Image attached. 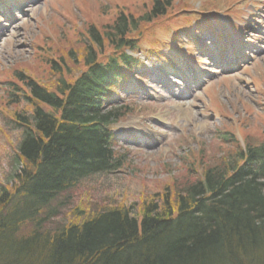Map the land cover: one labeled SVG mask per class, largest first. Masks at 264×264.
Listing matches in <instances>:
<instances>
[{
    "label": "rangeland",
    "instance_id": "rangeland-1",
    "mask_svg": "<svg viewBox=\"0 0 264 264\" xmlns=\"http://www.w3.org/2000/svg\"><path fill=\"white\" fill-rule=\"evenodd\" d=\"M15 1L0 0V187L9 189L22 168L19 116L34 113L18 75L48 87L58 80L54 60L64 62V77L75 82L86 70L88 46L104 62L116 55L108 41L93 43L91 29L104 35L121 13L140 18L155 3L20 0V11ZM171 1L165 16L141 21L129 36L140 48L136 58L149 62L115 90L113 105L131 106L112 129L124 167L80 182L60 221H77L71 212L77 208L92 215L102 206L160 205L166 193L174 199L222 156L230 159L240 148L236 142L264 141V0ZM245 8H253L248 16ZM230 17H242L243 28L234 29Z\"/></svg>",
    "mask_w": 264,
    "mask_h": 264
},
{
    "label": "trees",
    "instance_id": "trees-1",
    "mask_svg": "<svg viewBox=\"0 0 264 264\" xmlns=\"http://www.w3.org/2000/svg\"><path fill=\"white\" fill-rule=\"evenodd\" d=\"M171 5L155 0L136 19L121 13L104 35L91 29L93 43L108 41L116 55L104 62L88 46L86 70L73 83L63 75L64 62L54 60L58 80L48 87L18 75L34 113L19 116L22 168L11 189L0 187V264H264V141L238 144L230 159L222 156L160 205L102 206L92 215L77 208L71 210L77 221H60L80 182L124 167L110 126L131 108H110L109 101L139 63L125 52L137 48L129 36Z\"/></svg>",
    "mask_w": 264,
    "mask_h": 264
}]
</instances>
